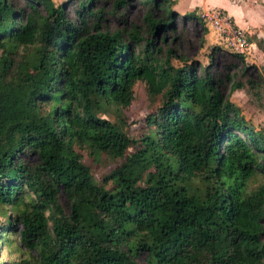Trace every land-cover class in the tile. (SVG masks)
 <instances>
[{
	"label": "trees",
	"instance_id": "1",
	"mask_svg": "<svg viewBox=\"0 0 264 264\" xmlns=\"http://www.w3.org/2000/svg\"><path fill=\"white\" fill-rule=\"evenodd\" d=\"M174 3L0 0V236L19 224L30 251L6 264H264V135L224 91L258 82L233 79L221 42L204 64L181 51L180 25L203 23ZM138 81L136 128L98 115Z\"/></svg>",
	"mask_w": 264,
	"mask_h": 264
},
{
	"label": "rangeland",
	"instance_id": "2",
	"mask_svg": "<svg viewBox=\"0 0 264 264\" xmlns=\"http://www.w3.org/2000/svg\"><path fill=\"white\" fill-rule=\"evenodd\" d=\"M52 1L57 4L61 0ZM226 7L232 10V13L223 9ZM173 8L178 14L196 11L199 18L203 12H222V14H224V16L236 27L240 28L247 37L256 35L264 38V0H175ZM227 12L230 14V17L227 15ZM141 13L142 10L139 6L130 7L127 10L128 17L135 21H138ZM201 22L203 25L189 20L183 26L180 25L178 31H180L181 36V40L179 41L181 51L188 56L198 58L199 61L204 64L207 62L206 55L210 46L215 43H220L221 41H219L215 34L205 26L202 20ZM178 23H180L179 19ZM119 25L120 22H117L116 18H109L108 28L119 27ZM203 28L205 30H203ZM200 40L202 41V46L199 47ZM240 55L242 61H237V59L229 53L223 51L218 52L216 58L221 64H232V66H234L232 69H227L229 74L234 75V80L243 81L245 78H250L258 82L255 87L256 93L254 95L252 91L251 94H248L241 89H235L233 91L225 89L224 91L229 97V100L240 108L241 114L248 120L249 124L256 130L260 129L264 135V54L258 50L255 45L250 43L245 53ZM134 91L136 96L135 102H132L125 108L108 106L103 112H98V115L112 121L119 119L124 120L126 130L136 128L146 111V92L143 82H136ZM23 159L24 161L33 162L35 156L30 154L26 155ZM85 160L90 164V169L96 177L108 168L110 162L108 159L100 162L90 161L87 156H85ZM258 181H261V179L257 176L251 185L257 184ZM192 182L194 185H199L196 179H193ZM58 201L63 210L67 211V200L62 193L58 195ZM4 221L5 216L0 215V225ZM18 229H20V225L15 224L16 231H10L9 233H5L4 236H0V262L4 264L10 260H17L18 258L25 257L30 252L22 245H19L17 240ZM6 240H11L12 242L7 243ZM31 253H33V251H31ZM137 260L142 262L143 255L141 254Z\"/></svg>",
	"mask_w": 264,
	"mask_h": 264
},
{
	"label": "built area",
	"instance_id": "3",
	"mask_svg": "<svg viewBox=\"0 0 264 264\" xmlns=\"http://www.w3.org/2000/svg\"><path fill=\"white\" fill-rule=\"evenodd\" d=\"M201 20L221 43L235 54H243L249 47L246 34L231 23L222 12H203Z\"/></svg>",
	"mask_w": 264,
	"mask_h": 264
},
{
	"label": "crops",
	"instance_id": "4",
	"mask_svg": "<svg viewBox=\"0 0 264 264\" xmlns=\"http://www.w3.org/2000/svg\"><path fill=\"white\" fill-rule=\"evenodd\" d=\"M223 9H226V11H228L229 13H232V10H229L227 7L226 8H223ZM228 12H227V15L229 16L230 14Z\"/></svg>",
	"mask_w": 264,
	"mask_h": 264
}]
</instances>
